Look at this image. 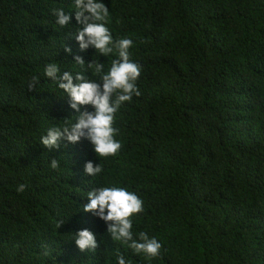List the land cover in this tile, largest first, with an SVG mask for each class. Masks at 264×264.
<instances>
[{
  "label": "trees",
  "instance_id": "16d2710c",
  "mask_svg": "<svg viewBox=\"0 0 264 264\" xmlns=\"http://www.w3.org/2000/svg\"><path fill=\"white\" fill-rule=\"evenodd\" d=\"M101 2L109 46L130 39L140 66L139 94L114 114L121 147L104 157L86 136L42 138L94 110L72 107L64 74L102 91L116 51L81 46L76 0H0V264H264V0ZM105 186L142 200L126 243L84 210ZM82 230L93 245L78 246ZM141 232L156 256L131 246Z\"/></svg>",
  "mask_w": 264,
  "mask_h": 264
},
{
  "label": "clouds",
  "instance_id": "9594fccd",
  "mask_svg": "<svg viewBox=\"0 0 264 264\" xmlns=\"http://www.w3.org/2000/svg\"><path fill=\"white\" fill-rule=\"evenodd\" d=\"M77 11V20H80L82 14L85 27L78 33L77 39L81 46L86 47L84 38L87 36V42L95 46L103 53L116 51L118 59L113 60L107 72L101 77L103 80L101 86L92 80H85L82 76L76 77L78 83H73L72 77L65 73L61 83L63 88L73 99V108L79 104H90L93 106L92 112H84L76 117V122H68L67 125H61L59 128H50L46 137L42 138V143L46 146H56L61 135H65L71 142L77 141L81 136H86L96 154L101 157L114 155L120 149L121 145L115 139L116 128L113 127L114 114L118 111L122 102L131 99L133 94H139L136 87V80L140 74V66L130 61L129 48L132 41L128 38L120 39L115 48L109 46L112 43V37L108 29L102 23L108 16V12L101 0H76L73 5ZM68 17L60 14L59 23L65 24ZM92 22H87V21ZM95 72L100 71V65H90ZM56 66L51 65L46 70L49 76L56 72ZM51 167H57V161L51 162ZM84 172L90 177H94L102 172L99 163L92 161L86 162ZM19 190H23V185ZM88 202L84 205V210L91 211L105 221H113L109 225V231L116 240L128 242L132 236V222L129 217L141 211L142 200L131 191L122 187L105 186L99 187L87 192ZM144 243L132 241L131 246L136 250H143L149 256H156L161 244L155 239H149L143 232L139 233ZM76 243L80 248L86 245H93V234L88 230L79 232ZM119 264H124V258H119Z\"/></svg>",
  "mask_w": 264,
  "mask_h": 264
}]
</instances>
